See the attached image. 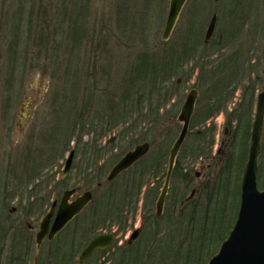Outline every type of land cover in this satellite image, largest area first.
I'll return each instance as SVG.
<instances>
[{
	"label": "rangeland",
	"instance_id": "rangeland-1",
	"mask_svg": "<svg viewBox=\"0 0 264 264\" xmlns=\"http://www.w3.org/2000/svg\"><path fill=\"white\" fill-rule=\"evenodd\" d=\"M170 1L0 0V264H8L7 227L19 217L38 227L72 189L93 200L62 230V241L77 240L60 254L106 233L117 239L96 264H208L219 253L238 219L264 92L259 0H187L163 39ZM215 84L220 114L209 103ZM193 89L189 133L158 214ZM138 141L149 151L108 181ZM257 167L263 190L264 126ZM17 234L14 261L35 264V237ZM18 245L26 250L17 253ZM42 255L41 264H58L46 246Z\"/></svg>",
	"mask_w": 264,
	"mask_h": 264
},
{
	"label": "water",
	"instance_id": "water-1",
	"mask_svg": "<svg viewBox=\"0 0 264 264\" xmlns=\"http://www.w3.org/2000/svg\"><path fill=\"white\" fill-rule=\"evenodd\" d=\"M186 0H171L169 14L163 33V39H167L172 32L178 16ZM217 23V16L213 15L206 33V41L213 36ZM197 99V91L193 89L188 95L182 107L179 120L184 123L181 134L175 142L170 152L169 169L165 186L158 201V211L160 212L165 195L169 186L170 177L174 167L176 156L185 140L188 132L191 116L194 112ZM264 126V93H260L257 99L255 119L252 128L251 145L249 150V159L246 164L244 176L242 179V198L238 219L233 231L228 239L223 242L220 251L215 255L208 264H264V190L259 191L257 187V159L261 148V138ZM149 151L147 143L138 145L133 151L128 152L111 170L108 177L109 181L115 179L119 174L128 170L138 162ZM74 151L70 153L66 161L63 176L71 169L73 163ZM64 193L60 204L57 218L54 222L53 229L50 233L52 238L60 231L74 216L79 214L83 208L92 199L91 192L84 193L73 203H69L72 193ZM53 205L52 210L54 209ZM51 211L45 218L41 233L38 236V242H41L42 236L47 232L49 219L52 216ZM137 236V232L133 238ZM111 243V236H99L93 239L82 254V260L87 259L96 249L105 248Z\"/></svg>",
	"mask_w": 264,
	"mask_h": 264
},
{
	"label": "flooded vegetation",
	"instance_id": "flooded-vegetation-1",
	"mask_svg": "<svg viewBox=\"0 0 264 264\" xmlns=\"http://www.w3.org/2000/svg\"><path fill=\"white\" fill-rule=\"evenodd\" d=\"M258 5H259L258 6V14H260V22H261V26H262V30H261V33H260V37H261L260 44H261V47L259 48V50H261V53H262L261 55L264 56V0H259V4ZM29 219L30 218H27V217H19L18 220H17L18 226L10 225V226L7 227L8 230L4 234V238H3V241H4L3 244H5V247L3 249L8 254V257H7L8 264H16V262L14 261L12 255H11V252L15 250L13 243H15L16 240H19V239L21 240L22 239L21 238L22 236L17 234V233H20V234L24 233L27 236L32 235V236L35 237V242H36V236H37V233L39 231L40 224H41L43 218H42L41 221H39L38 227H36V225H34V223H32ZM54 219H55V216H53L51 218V221L53 222ZM70 223L65 228H67L70 225ZM50 229H51V226H50ZM141 229H142V232H143L144 226ZM142 232H141V234H142ZM61 233H62V231L60 233H58L53 239H49L48 235H47L40 246H38L37 243H36V246H37L36 251L38 252V254H40V256H39V258H37L35 260V264H41L42 263L41 260L44 257L42 255L44 246H46L47 250L51 251V255L58 254V256L55 257V262H58V264H96L94 261L99 260L102 255L104 256L105 253H107V250L115 243V241L117 239L115 234L106 233V234H111L113 236V240H112L111 246L106 248V249L96 250L89 258H87L86 260L82 261L81 260V256H82V253H83L85 247L88 245V243L94 237H96L98 235H96V236L92 237L90 240H88L82 246L81 249L80 248L78 249V252L76 254L69 253V252L66 254L64 252L65 250H63V253L60 254L59 250H61V249H66L67 250V249L72 248V245H74V242L77 240V237L72 239L73 241H70L69 238H68L67 241L64 242V241H62L61 238H58ZM76 234L77 233H74V236ZM78 234L81 235V232L80 233L78 232ZM138 239L137 238L136 239L130 238V240L128 239V241L126 242V244H127L126 246L130 247V246L134 245L138 241ZM19 244H20V241H19ZM24 250H26L24 246H23V248H21L19 245L17 246V253L19 251L23 252ZM52 264H54V263H52Z\"/></svg>",
	"mask_w": 264,
	"mask_h": 264
},
{
	"label": "trees",
	"instance_id": "trees-1",
	"mask_svg": "<svg viewBox=\"0 0 264 264\" xmlns=\"http://www.w3.org/2000/svg\"><path fill=\"white\" fill-rule=\"evenodd\" d=\"M218 84L213 85V95L209 98V103L212 106V111L215 110V114H220L223 112V110H226V107L224 105V101L221 99L220 95L218 94ZM201 131H198V134H200ZM142 142L138 141L136 144H141ZM112 195V192H111Z\"/></svg>",
	"mask_w": 264,
	"mask_h": 264
}]
</instances>
